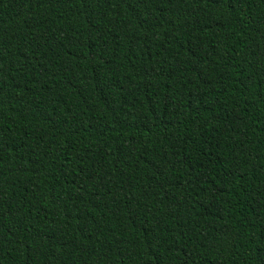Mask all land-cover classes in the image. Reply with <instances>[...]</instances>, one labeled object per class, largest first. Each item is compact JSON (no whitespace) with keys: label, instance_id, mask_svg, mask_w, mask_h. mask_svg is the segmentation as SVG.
<instances>
[{"label":"trees","instance_id":"obj_1","mask_svg":"<svg viewBox=\"0 0 264 264\" xmlns=\"http://www.w3.org/2000/svg\"><path fill=\"white\" fill-rule=\"evenodd\" d=\"M0 264H264V0H0Z\"/></svg>","mask_w":264,"mask_h":264}]
</instances>
